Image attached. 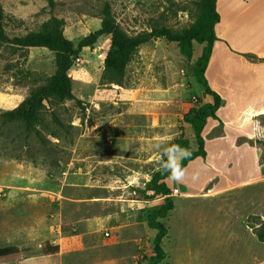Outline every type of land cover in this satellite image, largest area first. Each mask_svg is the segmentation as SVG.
<instances>
[{"label": "rangeland", "instance_id": "374dc122", "mask_svg": "<svg viewBox=\"0 0 264 264\" xmlns=\"http://www.w3.org/2000/svg\"><path fill=\"white\" fill-rule=\"evenodd\" d=\"M52 1L50 7L47 0H1L6 35H24L57 18L63 21L65 37L76 43L99 28L104 3L129 35L149 33L158 25L179 30L195 18L198 0ZM217 2L226 31L214 44L249 47L263 39L259 25L264 22L255 21L258 16L264 20V0ZM109 43V37L102 36L80 53L69 70L74 100L42 109L36 126L40 139L20 121L4 122L1 113L16 107L54 72L53 54L44 48L13 53L9 45L0 44V247L22 250L0 264H105L113 249L125 264L129 259L145 264L152 253L155 231L147 219L164 197L148 198L151 193L140 183L160 169L153 148L157 141L166 146L182 135L196 150L183 116L204 103L203 88L192 75L202 46L194 43L188 61L175 43L149 37L133 54L122 84L116 85L102 81ZM221 54L209 72L210 81L219 86L220 78L233 73L230 69L222 73ZM204 149V159L195 158L185 166L188 179L167 181L173 209L160 220L167 234L159 264H264V243L257 237L255 241L253 234L264 223V180L235 186L264 175V166L249 174L253 166L247 155L216 157V150L232 149L222 141L216 146L207 140ZM197 170L200 176L193 182L190 175ZM207 179L205 188L226 189L213 194L206 190L209 195L203 196L181 195L201 193ZM127 185L134 186L137 198L148 204L130 210L119 202V197H126ZM113 212L123 222L122 229L113 233L117 245L101 231L99 246L90 243L87 251H77L75 246L83 242L77 241V219ZM45 243L64 247L55 255H43Z\"/></svg>", "mask_w": 264, "mask_h": 264}, {"label": "trees", "instance_id": "16d2710c", "mask_svg": "<svg viewBox=\"0 0 264 264\" xmlns=\"http://www.w3.org/2000/svg\"><path fill=\"white\" fill-rule=\"evenodd\" d=\"M50 7L52 0H47ZM197 14L189 26L179 30H172L165 25L153 26L150 32L136 35L127 34L116 22L111 13V7L104 3L101 8L99 28L74 43L67 39L63 33V21L57 18L42 23L37 30L29 31L24 35L8 37L5 33V15L0 0V44L9 45L11 51L16 53L28 48H44L53 54L54 72L47 76L43 83L33 88L27 97L16 107L1 113L3 121H20L28 132H33L40 139V132L36 126L41 123V112L47 104H61L74 100L72 79L69 70L79 59L80 53L90 49L102 36L109 37V48L103 60L102 81L108 84L121 85L125 70L137 48L148 41V38L163 39L168 43H175L179 53L188 61L193 55L194 43L201 45V50L192 66L194 80L203 88V93L209 97L208 102L190 108L183 116V123L187 125L195 141L196 150H192L189 141L179 135L170 143L180 144L189 149L191 157L184 161V166L195 158L204 159V139L202 136L204 124L209 118H216V112L222 104L221 97L208 86L204 73L212 54L213 43L216 40L215 25L219 21L216 11V0H198L196 2ZM56 122L57 118L52 113ZM54 137L57 135L53 132ZM167 174L159 169L151 175L146 186V191L151 193L148 198L164 197L163 204L153 210L147 219V225L155 231L152 240V253L145 264H159L164 258L162 241L167 234V228L160 220L166 218L173 209L170 196L171 190L167 185ZM260 243H264V223H260L259 230L255 232ZM41 252L43 255H55L58 246L45 243ZM22 250L15 246L0 247V260L11 259L19 256Z\"/></svg>", "mask_w": 264, "mask_h": 264}, {"label": "crops", "instance_id": "0c3cea01", "mask_svg": "<svg viewBox=\"0 0 264 264\" xmlns=\"http://www.w3.org/2000/svg\"><path fill=\"white\" fill-rule=\"evenodd\" d=\"M217 1L216 11L219 15L217 24L220 25V28L216 30L217 24L215 25L216 39L226 31V28L220 24L222 21ZM242 1L246 2L247 0ZM263 22L262 16H258L255 24L259 25L260 23L263 24ZM259 27L264 29V26L259 25ZM220 52L222 54L218 65L219 68L221 66L222 73L228 71V69L232 70L233 73L231 75L225 74L220 78L221 84L219 86L214 85L210 81L209 72L218 61ZM223 56L225 59H223ZM204 76L210 89L217 93L222 100V104L216 112V118H209L204 124L202 132L204 145L207 140L213 141L216 146L221 141L224 144H228L232 148L231 150L218 149L215 151V156L220 159L227 156V160H229L230 156H239L242 159L247 155L249 163L253 166L249 174L255 173L256 170L264 166V138H257L251 134V121L253 119H259L264 122V37L260 42L249 47L245 45H231L229 43H213L212 54ZM201 93H203V90H201ZM203 96L204 102H208L209 97L204 93ZM261 180H264V175L259 177L253 176V178L235 184V186L254 182L257 185L256 182ZM209 181L210 179H207L201 188L204 189ZM224 189L226 188L212 191L207 187L201 193L183 192L181 195L185 197L203 196ZM206 190H208V193H205ZM116 216H118V213L113 212L106 216L81 217L77 219L76 223L78 228H80L77 241L83 242L75 246V249L79 252H84L87 251V248L91 247L90 243H96L95 246H99L101 231L103 237H105L104 232H108L109 236L105 237V239L108 238L114 244L113 246H116L117 241L114 240L113 233L118 232L123 227V222L119 221V218ZM253 234L256 241L255 233ZM84 239L87 240L84 241ZM55 245L58 246V252L64 247L62 244ZM115 250L113 249L114 254L105 264L126 263ZM126 255L128 257L132 256L130 252H126ZM127 262L133 264L131 259L127 260Z\"/></svg>", "mask_w": 264, "mask_h": 264}, {"label": "clouds", "instance_id": "9594fccd", "mask_svg": "<svg viewBox=\"0 0 264 264\" xmlns=\"http://www.w3.org/2000/svg\"><path fill=\"white\" fill-rule=\"evenodd\" d=\"M251 134L257 138H264V122L259 119L251 121ZM158 154V163L162 173H166L169 180L174 183L184 182L189 178V173L184 166V161L192 155L191 151L180 144L164 143L157 141L153 144ZM200 170L194 171L190 179L195 182L199 179Z\"/></svg>", "mask_w": 264, "mask_h": 264}, {"label": "built area", "instance_id": "2783aa9c", "mask_svg": "<svg viewBox=\"0 0 264 264\" xmlns=\"http://www.w3.org/2000/svg\"><path fill=\"white\" fill-rule=\"evenodd\" d=\"M105 57V56H104ZM103 57V59H104ZM149 182V179L148 180H145L144 182H141V188L142 189H145L146 186H147V183ZM132 187L134 186H130V185H127L126 189H127V193H126V197H119V202H121L123 205H127V207L130 209V210H135V209H138L137 206L139 205H146L148 204V202L144 199H140V198H137L136 196V192L134 189H131ZM104 236L105 237H108L109 236V233L108 232H104Z\"/></svg>", "mask_w": 264, "mask_h": 264}]
</instances>
